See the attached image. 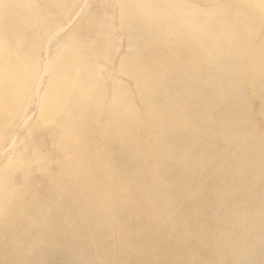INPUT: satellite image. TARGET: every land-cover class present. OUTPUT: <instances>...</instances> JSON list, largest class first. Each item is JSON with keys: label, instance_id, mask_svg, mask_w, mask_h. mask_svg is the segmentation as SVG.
<instances>
[{"label": "bare ground", "instance_id": "bare-ground-1", "mask_svg": "<svg viewBox=\"0 0 264 264\" xmlns=\"http://www.w3.org/2000/svg\"><path fill=\"white\" fill-rule=\"evenodd\" d=\"M83 3L0 0V264H264V0Z\"/></svg>", "mask_w": 264, "mask_h": 264}, {"label": "rangeland", "instance_id": "rangeland-1", "mask_svg": "<svg viewBox=\"0 0 264 264\" xmlns=\"http://www.w3.org/2000/svg\"><path fill=\"white\" fill-rule=\"evenodd\" d=\"M82 6H85V0ZM82 6H79L78 8L74 9L72 15L70 16V19L65 21L61 27H59L58 33L55 34V38L51 40V43L46 45L44 49H47L46 52L50 50L52 52L54 50V45L57 44V41H60L61 37L69 30V28L76 22L78 19V14H80L81 9H83ZM75 21V22H74ZM117 53L112 61L111 67H106L103 65L101 75L105 78L109 79L111 77V82L116 81V76L118 75L119 79L123 81L128 86V89H131V83L128 79H125L124 76L117 74L116 72V65L120 59V56L124 53V45L119 41V44L117 45ZM50 52L48 54H50ZM43 53V54H42ZM40 56V64L44 65L43 63H46L44 60L47 57L45 52H42ZM44 56V57H43ZM46 56V57H45ZM41 72V71H40ZM104 74V75H103ZM42 76V77H41ZM46 75L45 73H40L36 76L34 81V88H33V99L32 97L28 100V102L21 108L20 113L18 116L19 118L17 121H15V125L12 127L11 131L8 134V137L5 138L2 142H0V166L4 164V161L9 158H14L15 152L17 150H21V148L25 145L26 135L29 128L34 127V123L37 118V112H38V102H36L35 97L38 95L43 87V84L45 83ZM112 84V83H111ZM106 90L109 91V85L106 87ZM37 98V97H36ZM33 136V144L36 143V148L38 151H40L43 154L49 153L51 154V148H49L46 144H44L43 137L41 133H36ZM145 138V135L142 136V139ZM15 148V149H14ZM12 155V156H11ZM48 162L51 164L52 162L48 160ZM14 180L18 186H20V189L23 188L24 182L19 177V175H14ZM30 182H34L33 187L37 195L43 196L45 194V189L41 186V176L40 173L37 170H32L30 172L29 176ZM116 241V240H115ZM111 262L112 264H120L119 259V251H116L115 248L111 245Z\"/></svg>", "mask_w": 264, "mask_h": 264}]
</instances>
